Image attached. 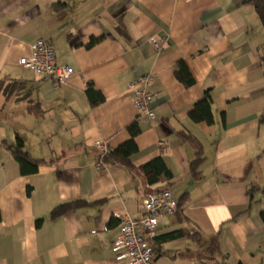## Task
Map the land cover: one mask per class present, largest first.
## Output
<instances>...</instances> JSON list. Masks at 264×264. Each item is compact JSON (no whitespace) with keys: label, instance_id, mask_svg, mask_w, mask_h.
Wrapping results in <instances>:
<instances>
[{"label":"crops","instance_id":"1","mask_svg":"<svg viewBox=\"0 0 264 264\" xmlns=\"http://www.w3.org/2000/svg\"><path fill=\"white\" fill-rule=\"evenodd\" d=\"M39 38L75 70L66 83L20 65ZM263 52L249 0H0V264H125L113 251L119 226L143 218L144 196L159 188L182 205L159 219L153 264H209L215 236L218 261L264 264ZM181 61L192 86L176 77ZM147 74L153 120L138 119L127 91ZM205 90L212 124L189 117ZM133 122L141 129L133 165L161 156L171 180L149 185L122 165L101 166L96 143L116 149ZM17 136L43 160L36 173H21ZM195 143L203 160L194 170ZM74 201L82 203L51 216ZM174 231L184 235L161 238Z\"/></svg>","mask_w":264,"mask_h":264},{"label":"built area","instance_id":"2","mask_svg":"<svg viewBox=\"0 0 264 264\" xmlns=\"http://www.w3.org/2000/svg\"><path fill=\"white\" fill-rule=\"evenodd\" d=\"M151 43L157 50H161L165 44L156 37L151 38ZM20 65L35 71L44 79L53 80L56 84L66 83L75 74L71 66L57 64L54 46L43 38L31 45L30 54L20 60ZM153 83V75L147 74L128 85L127 91L137 109L138 119L156 118L151 105L150 87ZM96 148L102 152L101 156L108 153L103 142H97ZM100 164L105 166L102 161ZM142 204L144 217H126L119 226V235L113 245L116 259L124 260L125 264H153L156 252L151 242L157 237L159 219L178 212V199L167 188L147 193Z\"/></svg>","mask_w":264,"mask_h":264},{"label":"trees","instance_id":"3","mask_svg":"<svg viewBox=\"0 0 264 264\" xmlns=\"http://www.w3.org/2000/svg\"><path fill=\"white\" fill-rule=\"evenodd\" d=\"M249 3L253 4L256 12L258 13L263 27H264V0H249ZM99 41L98 38H93L89 44V47L94 45ZM262 61H264V52L262 55ZM177 79L182 82L186 86H192L195 83V79L192 76L189 68L185 64V62L181 61L178 63L176 70ZM87 94L92 98V104H99L104 100V97L94 89L93 84H88ZM92 96H96L93 99ZM213 99L209 90H205L203 97L196 102L193 108L189 112V117L194 122H207L209 124L214 123V114H213ZM40 114V112H38ZM128 132L130 134V138L118 146L116 149L109 151L105 155L101 156V161L107 165H122L127 168L133 175L140 173L144 175L146 181L149 185H156L164 180H171L173 178L172 172L168 169L164 160L161 156H158L149 162L145 163L140 167H135L132 163V156L136 154L139 150L138 144L136 142V137L141 133L140 126L137 122H133L128 126ZM197 149V158L193 162L194 170L197 168V165L203 160V151L201 145L195 143ZM12 155L15 160L20 165V170L22 174H33L36 173L39 169V165L42 163V159L33 158L26 150L24 140L17 136L15 144L11 147ZM166 188L155 189L164 190ZM82 203V201H74L62 204L56 207L52 213V217H57L63 215L65 212L76 208L77 205ZM181 201L178 199V211L181 208ZM40 221H38L39 224ZM178 234L184 235L183 231H174L165 234L161 238L164 240L171 239L176 237ZM190 236L201 242V237L198 233L190 234ZM160 238V239H161ZM156 238L151 242L155 249ZM156 252V249H155ZM206 255L210 257L211 263L209 264H226L223 261H218L217 257L220 256V243L219 237H212L208 246L205 249ZM242 264V263H239Z\"/></svg>","mask_w":264,"mask_h":264}]
</instances>
